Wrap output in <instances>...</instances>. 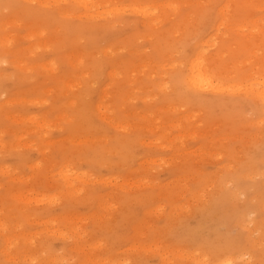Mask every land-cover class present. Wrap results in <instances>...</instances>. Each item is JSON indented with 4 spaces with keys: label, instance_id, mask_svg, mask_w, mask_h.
<instances>
[{
    "label": "rangeland",
    "instance_id": "1",
    "mask_svg": "<svg viewBox=\"0 0 264 264\" xmlns=\"http://www.w3.org/2000/svg\"><path fill=\"white\" fill-rule=\"evenodd\" d=\"M263 79L264 0H0V264H264Z\"/></svg>",
    "mask_w": 264,
    "mask_h": 264
},
{
    "label": "bare ground",
    "instance_id": "2",
    "mask_svg": "<svg viewBox=\"0 0 264 264\" xmlns=\"http://www.w3.org/2000/svg\"><path fill=\"white\" fill-rule=\"evenodd\" d=\"M189 68H190V75L187 77V82H188V84L190 85V86H192V87H194V88H197V89H203V88H205V87H210V85H211V87H213V85L211 84V82L210 81H208V82H206L207 81V79L204 77V76H202V72L201 71H198V69H197V62H196V59L194 60L193 59V61L190 63V66H189ZM204 75V74H203ZM264 80V79H263ZM262 81V80H261ZM263 82V81H262ZM209 83V84H208ZM261 83V82H260ZM261 85V84H260ZM189 87V86H188ZM191 87V88H192ZM190 88V89H191ZM263 88H264V86H263ZM193 89V88H192ZM196 89V90H197ZM261 91H262V87H261V89H260ZM264 90V89H263ZM259 93H260V91H259ZM259 93H257L256 92V95L258 94L259 95ZM262 93V92H261ZM257 95V96H258ZM263 96H264V94H263ZM262 97V96H261ZM260 97V98H261ZM264 99V98H263ZM3 228H5L6 229V227H3ZM2 228V229H3ZM13 238V237H12ZM16 238V237H15ZM12 241H9V242H11V244H12V242H13V239H11ZM10 244V245H11ZM255 247V246H254ZM246 252V251H245ZM229 253H231V255L232 256H234L235 258H241L242 256H243V253L242 252H240V251H230ZM260 257H264V256H262V255H260ZM232 258L233 257H231V256H228V255H222V256H220V257H217V258H215L214 260H213V262H211V264H230L229 263V261H231L232 260ZM243 261V260H242ZM256 262V261H255ZM244 264V263H243ZM247 264V263H246Z\"/></svg>",
    "mask_w": 264,
    "mask_h": 264
}]
</instances>
